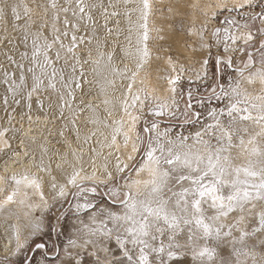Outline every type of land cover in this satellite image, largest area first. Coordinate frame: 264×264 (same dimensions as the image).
Returning <instances> with one entry per match:
<instances>
[{
	"label": "snow or ice",
	"instance_id": "obj_1",
	"mask_svg": "<svg viewBox=\"0 0 264 264\" xmlns=\"http://www.w3.org/2000/svg\"><path fill=\"white\" fill-rule=\"evenodd\" d=\"M191 7L173 55L164 0H0L15 264H264V0ZM34 105L63 122L39 157L8 135Z\"/></svg>",
	"mask_w": 264,
	"mask_h": 264
},
{
	"label": "bare ground",
	"instance_id": "obj_2",
	"mask_svg": "<svg viewBox=\"0 0 264 264\" xmlns=\"http://www.w3.org/2000/svg\"><path fill=\"white\" fill-rule=\"evenodd\" d=\"M164 1H166L165 3L167 8L169 6L173 8V12L168 13L169 16L168 14L165 15L171 17L170 19L185 18L186 23L188 22L191 26L193 16L195 15L197 25L201 23V20L203 19V17L201 16L202 14L200 13L199 10H194L191 7V5L196 3L197 0H164ZM199 3L203 6L209 3H214V0H199ZM158 23L162 24L165 28V32L163 33L165 35V40L160 41V43L165 46L170 45L173 50V55H177L179 53H184V55H188L189 53L184 51V43L185 41L191 42L192 40L195 39V37H189L187 33L184 31L186 30V26L188 23L187 24L183 23L182 24L183 28L181 30H178L175 27H173L170 24V22L167 20L158 21ZM21 111L22 109H17L16 113H13V115L16 116V120L13 121V124L15 128L18 129V131H16L15 133L9 132L8 134L10 137L14 136V139L11 140L13 148H15L17 151H20L21 153H23V151L25 150H28L31 153H34L37 157H39L40 145L42 144L49 147L50 150H53L54 148H62V144L59 142L62 141L63 138L59 135V133L63 128V122L58 117L54 116L51 112H48L47 120H46L45 113L40 112L34 105L32 112L33 122L30 125L29 121L27 120V117H25V119L22 122L23 128H21V123L18 122L20 120ZM23 111H26V109H23ZM9 112H11V109H9ZM45 112H47V108L45 109ZM7 115L8 114L5 113L3 110L2 97H0V126L8 127L6 123ZM37 116L40 117L39 121L36 120ZM29 127H31L30 132L28 131ZM26 132L28 133V135H25ZM33 137L35 138V143L32 142ZM21 139L24 140L23 146L20 145ZM10 167L15 168L16 165H10ZM2 171H3L2 161H0V173H2ZM34 215L37 216V213H34ZM23 222L26 223L24 219H21L20 225L22 227L23 224L21 223ZM8 223H16V221L15 219H12L9 220ZM9 244L10 243H8L6 234L4 232V214H0V251L4 252L5 248L8 247ZM11 250H9L8 252H12Z\"/></svg>",
	"mask_w": 264,
	"mask_h": 264
},
{
	"label": "rangeland",
	"instance_id": "obj_3",
	"mask_svg": "<svg viewBox=\"0 0 264 264\" xmlns=\"http://www.w3.org/2000/svg\"><path fill=\"white\" fill-rule=\"evenodd\" d=\"M166 1H164V12H165V15H167L168 14V12H167V6H166V3H165ZM201 13V12H200ZM202 14V13H201ZM168 16H169V14H168ZM202 16V15H201ZM185 19V18H184ZM184 19H180V18H172V19H166L167 21H169L170 22V24L173 26V27H175L176 29H178V30H181L183 27H182V24L183 23H186V19L184 20ZM221 19H222V17H221ZM165 20V21H166ZM188 23V22H187ZM186 23V24H187ZM200 24V23H199ZM199 24L197 25V23H196V25H197V27H199ZM216 26V23L215 22H213V25H212V23L211 24H209V30H211V28H213V27H215ZM190 27V24L188 23L187 24V26H186V30H184L186 33H187V29ZM40 214H39V212H37V216H39ZM48 219H49V217L46 215L45 216V220H44V224H45V226H47V223H48ZM27 223V222H26ZM25 222H23V223H21V224H23V226L26 224ZM22 231H23V234L26 236L27 234H28V231H29V229H27V228H24V227H22ZM25 232V233H24ZM40 240H44V241H46V242H48L49 243V246L51 245V241H48V238H47V236H37L36 237V241L37 242H39ZM11 244V245H10ZM9 245H8V250L7 251H5L4 250V252L3 251H0V264H6V262H5V258L7 257L8 259H9V261H11V264H15V262L18 260V259H23V257H15V256H12V252H8L9 250H13V248H14V242L13 243H10ZM9 246H11V247H9ZM11 250V251H12ZM7 253V254H6ZM37 258H39V257H37Z\"/></svg>",
	"mask_w": 264,
	"mask_h": 264
}]
</instances>
